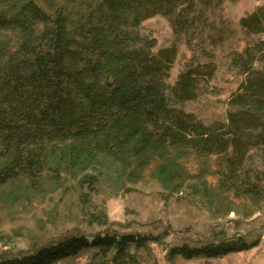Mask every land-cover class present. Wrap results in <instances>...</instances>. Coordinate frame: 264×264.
<instances>
[{"label":"trees","instance_id":"trees-1","mask_svg":"<svg viewBox=\"0 0 264 264\" xmlns=\"http://www.w3.org/2000/svg\"><path fill=\"white\" fill-rule=\"evenodd\" d=\"M3 1L0 33L13 38L0 36L1 185H35L44 171L78 176L109 165L118 173L131 169L133 178L156 163L165 176L177 167L173 152L223 155L222 187L243 180L242 195L262 194L242 168L252 147H264V41H249L233 57L245 76L231 100L238 111L227 124L206 126L178 104L197 98L200 79L210 80L215 65L189 68L171 87L176 49L156 54L153 42L140 34L142 23L156 16L167 18L176 35L203 34L215 0H86L74 16L47 14L33 1ZM240 26L247 37L264 33V7ZM152 239L106 236L90 243L72 237L0 264H57L89 250L97 251L93 264H131L133 248H145ZM257 245L174 248L171 255L217 259Z\"/></svg>","mask_w":264,"mask_h":264},{"label":"rangeland","instance_id":"rangeland-1","mask_svg":"<svg viewBox=\"0 0 264 264\" xmlns=\"http://www.w3.org/2000/svg\"><path fill=\"white\" fill-rule=\"evenodd\" d=\"M22 1L35 2L50 15L63 11L74 16L86 0ZM4 7L0 0V11ZM261 7L264 0H215L205 32L189 37L176 35L163 16L141 25L140 34L147 43L153 42L154 53L177 51L167 80L171 87L189 68L215 65L210 80L200 79L197 98L178 104L206 126L227 124L229 114L238 111L231 100L245 76L233 65V57L249 41H264V33L247 37L240 23ZM0 36L6 41L13 38L9 32ZM170 154L177 167L165 176L159 174L156 163L133 178L131 169L118 173L109 165L95 166L78 176L44 171L35 185L26 180L0 184V261L72 237L92 243L99 237L133 235L153 239L145 248H133L131 264H264V147H252L242 168L246 180L262 193L258 197L242 195L243 180L222 187L221 172L227 168L223 155ZM85 175L95 179L84 183ZM239 241L258 245L217 259L171 255L174 248ZM96 253L85 251L57 264H93Z\"/></svg>","mask_w":264,"mask_h":264}]
</instances>
